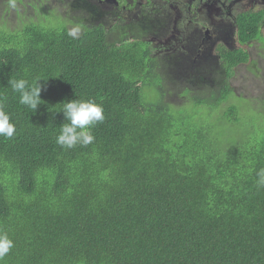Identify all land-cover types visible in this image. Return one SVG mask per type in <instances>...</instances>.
I'll list each match as a JSON object with an SVG mask.
<instances>
[{"label":"trees","instance_id":"obj_1","mask_svg":"<svg viewBox=\"0 0 264 264\" xmlns=\"http://www.w3.org/2000/svg\"><path fill=\"white\" fill-rule=\"evenodd\" d=\"M34 3L42 19L0 27V108L15 125L0 135V232L13 241L0 264H264V115L242 116L253 103L228 81L210 95L175 87L146 35L68 30L62 7ZM263 18L238 15L240 44L264 38ZM220 57L228 75L249 59L243 45ZM10 78L41 79L36 112ZM169 92L187 101L175 106ZM75 99L101 104L105 118L91 144L67 149L56 143L60 103Z\"/></svg>","mask_w":264,"mask_h":264},{"label":"flooded vegetation","instance_id":"obj_2","mask_svg":"<svg viewBox=\"0 0 264 264\" xmlns=\"http://www.w3.org/2000/svg\"><path fill=\"white\" fill-rule=\"evenodd\" d=\"M236 1L238 0H55L54 5L58 9L59 6L64 9L68 30L79 22L89 27L102 23L106 27L107 37L125 31V38L133 37L131 34L134 33L146 35L144 39L151 46V58L158 66L159 75L172 79L175 87L179 83L182 88L204 89L210 95L209 91L218 90L228 79L230 83L232 75L227 74L220 52L222 49L232 50L242 46L236 38L238 15L243 11L264 10V0H249L242 8H238ZM233 6L238 9L234 11ZM177 9L185 18L186 29L183 32L175 30ZM116 14H124L129 24L135 22L133 28H113L117 24L112 21ZM225 15L230 16V19L227 20ZM262 22L263 34L264 18ZM133 29L137 32H133ZM175 33L179 35L172 41L171 36ZM223 33L229 36L225 37ZM151 39L162 40L159 44H165L163 48L166 50L157 51V46H153ZM215 43L220 44L212 52L217 61L201 60L202 52ZM248 55L250 58L249 51ZM242 64L244 63H239L234 68Z\"/></svg>","mask_w":264,"mask_h":264},{"label":"rangeland","instance_id":"obj_3","mask_svg":"<svg viewBox=\"0 0 264 264\" xmlns=\"http://www.w3.org/2000/svg\"><path fill=\"white\" fill-rule=\"evenodd\" d=\"M34 1H38V0H24L25 4L23 2H18L14 0H0V27H2L4 30H14L22 27L23 25L31 21H37L38 19L36 14L38 12L34 9V5L37 3H34ZM54 1L55 0H49V2L53 4ZM13 3L15 4L14 7H13ZM236 3L238 8H242L249 3V0L246 1L238 0L236 1ZM28 4H31V8L26 6ZM238 8L233 6L234 11H236ZM230 9H232V5L230 6ZM175 16H176L175 20L177 26L175 30L178 32H183L184 28L186 29L183 20L185 18L178 9L176 10ZM43 17L44 16L41 15L39 20L42 19ZM225 18L229 20L230 16L225 15ZM52 24L62 25L60 22L55 21L53 19H52ZM178 35L179 34L175 33L173 37L171 36V40L174 41ZM263 36H264V29H263ZM151 40L153 46H157V51H159L160 49L164 51L166 50L165 48H163L165 44H159L162 40H157V39H151ZM251 41H253L251 44H249L250 41L247 42V44L246 43L242 44L250 52V58L241 66L234 68V71H232L231 74L232 77L230 79V83H229V79H228V83L230 84V87L236 96L245 98L242 99L241 101L245 103L246 107L251 108L250 104L253 103L252 110L251 109H248L246 111L243 110L241 111L242 113L241 115L242 116L248 115V116L261 118L260 116L261 113L264 115V38L262 37V38H258L257 40H251ZM219 46L220 44L218 43L213 44L212 52L214 53L217 47ZM172 92L173 90L171 91V93ZM171 93L169 92V94H167L165 98L168 102L174 105L182 104L183 101L186 100L181 98L179 95H175ZM192 96L193 95L190 94V97ZM239 100L240 99L237 98V101ZM182 109L184 108H181V110ZM188 110H192V107L188 108ZM192 111L199 112L196 110H192ZM204 111H206V109H204ZM204 111L202 110L201 112ZM217 114L219 115V112ZM186 118L187 120L192 119V117L190 116H186ZM208 118L212 122L218 123L219 126H224L225 123L224 118L219 119V116L217 117H213L212 115L210 116V112Z\"/></svg>","mask_w":264,"mask_h":264},{"label":"clouds","instance_id":"obj_4","mask_svg":"<svg viewBox=\"0 0 264 264\" xmlns=\"http://www.w3.org/2000/svg\"><path fill=\"white\" fill-rule=\"evenodd\" d=\"M15 4L13 3V7ZM228 37L226 33H223ZM217 61V59H216ZM214 62V61H213ZM41 79H35L31 83L23 78H10L9 86L19 93V102L34 112L41 105V91L43 85ZM66 122L59 126L56 143L64 148L71 149L77 144L88 146L94 140L92 128L104 120V110L101 104L90 99H75L60 103ZM15 132V125L10 120V115L0 108V135L11 138ZM257 187H264V168L256 173ZM13 247V241L6 232H0V258L5 256Z\"/></svg>","mask_w":264,"mask_h":264},{"label":"water","instance_id":"obj_5","mask_svg":"<svg viewBox=\"0 0 264 264\" xmlns=\"http://www.w3.org/2000/svg\"><path fill=\"white\" fill-rule=\"evenodd\" d=\"M212 44H210L201 54V60L214 61L216 62V57L212 54Z\"/></svg>","mask_w":264,"mask_h":264}]
</instances>
